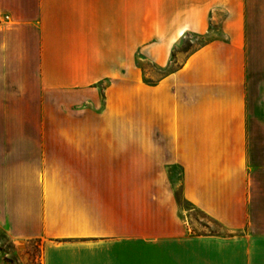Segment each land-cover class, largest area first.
Segmentation results:
<instances>
[{
    "label": "crops",
    "instance_id": "obj_1",
    "mask_svg": "<svg viewBox=\"0 0 264 264\" xmlns=\"http://www.w3.org/2000/svg\"><path fill=\"white\" fill-rule=\"evenodd\" d=\"M0 13V234L11 246L35 240L37 264H264V0H0ZM188 34L206 40L143 83L137 56L166 69ZM127 81L132 109L146 96V136L80 134L81 118L61 134L53 113L65 107L41 103L100 94L118 118ZM171 167L218 231L191 232Z\"/></svg>",
    "mask_w": 264,
    "mask_h": 264
},
{
    "label": "rangeland",
    "instance_id": "obj_2",
    "mask_svg": "<svg viewBox=\"0 0 264 264\" xmlns=\"http://www.w3.org/2000/svg\"><path fill=\"white\" fill-rule=\"evenodd\" d=\"M205 40L206 38L203 36L188 34L181 42H177L171 52V62L166 69L154 67L147 59L141 58L142 55L137 56L135 60L142 71L143 83L147 85L151 84L167 71L174 70L188 52L202 44ZM109 83V81L101 82L98 91L100 92V90ZM131 85L132 82L127 81L124 86L125 111L118 118L113 115H106L105 112L102 111L103 100L100 94H85L82 92H62L60 94L45 93L41 98V103L46 105L59 104L65 107V110H60L58 114L55 112L53 113L54 120L58 119V125L54 127V130L61 134H67L69 130L73 131L70 127L74 125L75 121L81 118V121L86 122V128H83L80 134L146 136L148 134L146 96L145 104H141L142 106H139L140 108L135 106V108L132 109L130 104L133 98L131 94ZM88 104H92L91 110L76 111L77 109L81 110L83 105ZM47 114L51 116L52 113L48 112ZM178 172L179 170L177 167H171L166 176V183L174 185L173 198L179 210L188 211L186 215L191 232L212 233L218 231L219 228L215 223L201 212L192 209L190 205L182 199L178 186ZM145 178L147 180L149 177ZM0 248L8 254L6 260L9 264H37L38 248L35 240L28 241L15 248L7 242V239L2 234H0Z\"/></svg>",
    "mask_w": 264,
    "mask_h": 264
},
{
    "label": "built area",
    "instance_id": "obj_3",
    "mask_svg": "<svg viewBox=\"0 0 264 264\" xmlns=\"http://www.w3.org/2000/svg\"><path fill=\"white\" fill-rule=\"evenodd\" d=\"M9 17L3 13H0V23L7 22Z\"/></svg>",
    "mask_w": 264,
    "mask_h": 264
}]
</instances>
